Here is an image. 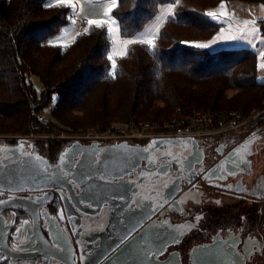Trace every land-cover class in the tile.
<instances>
[{
    "label": "flooded vegetation",
    "instance_id": "obj_1",
    "mask_svg": "<svg viewBox=\"0 0 264 264\" xmlns=\"http://www.w3.org/2000/svg\"><path fill=\"white\" fill-rule=\"evenodd\" d=\"M70 142L45 156L36 139L0 138V264H101L121 248L122 264H158L175 252L177 264H192L201 244L219 264H264V128L255 138L205 143L212 167L184 139L124 142L147 154L132 175L113 179L119 200H92L88 180L110 188L108 176L88 175L100 149L76 141L63 158ZM134 226L133 244H120ZM161 228L170 243L158 251Z\"/></svg>",
    "mask_w": 264,
    "mask_h": 264
},
{
    "label": "trees",
    "instance_id": "obj_2",
    "mask_svg": "<svg viewBox=\"0 0 264 264\" xmlns=\"http://www.w3.org/2000/svg\"><path fill=\"white\" fill-rule=\"evenodd\" d=\"M184 1L203 10L232 1L264 3ZM175 2L115 0L109 16L120 35L129 38L141 33L161 6ZM70 14L68 6L54 0H0V135L104 132L205 111L248 117L264 106L256 52L195 47L192 43L212 38L220 28L197 10L176 3L151 46L130 43L119 57L110 54L105 22L78 31L65 47L49 43L70 23ZM258 27L264 35V19ZM30 75L39 79V92ZM44 109L47 123L32 124L30 112ZM42 141L51 143L47 147L53 154L63 140Z\"/></svg>",
    "mask_w": 264,
    "mask_h": 264
},
{
    "label": "crops",
    "instance_id": "obj_3",
    "mask_svg": "<svg viewBox=\"0 0 264 264\" xmlns=\"http://www.w3.org/2000/svg\"><path fill=\"white\" fill-rule=\"evenodd\" d=\"M54 2L58 3L57 0H54ZM86 3H89L88 8ZM113 4L115 5V0H88L86 2H82L81 0L79 10L76 4L69 7L70 13L76 14L78 19L82 18L87 20L104 21L108 25V30L110 28L115 30L109 31L111 38L110 54L112 57H119L125 54L127 46L130 43L125 44L124 41L137 42L149 40L151 37L154 38L165 19L172 15L174 8L173 5L161 6L158 15L150 21L141 33L129 38H123L120 35L117 23L111 19L109 13L107 14L108 16L105 15L107 9L110 7L112 8ZM99 5H104V8L102 9L103 14L99 13ZM91 6L95 9L89 10ZM169 9L171 11H169ZM204 12L205 16L218 23L220 28L212 38L196 42H198V44H210L214 38H217L222 34L225 37H229V39H217L215 44H210V47L205 49H218L224 47H247L253 49L256 52L257 58V79L259 82L264 83V67H260V65L264 64V57L261 56V53H264V35L260 33L258 27V21L264 19V3L232 1L221 3L214 8H207ZM207 13H213L214 15L209 16ZM221 29H223V33H221ZM59 32L63 35V38L72 40L78 33V28L72 22L61 28ZM259 133L254 134L252 137H244L243 139L255 138ZM233 136L236 137L233 140H236L240 139L242 134H240V132L227 133L226 135L218 136L217 138L215 137L208 141L217 143L219 139H222V141L217 144L228 143L233 141L230 140V137Z\"/></svg>",
    "mask_w": 264,
    "mask_h": 264
},
{
    "label": "built area",
    "instance_id": "obj_4",
    "mask_svg": "<svg viewBox=\"0 0 264 264\" xmlns=\"http://www.w3.org/2000/svg\"><path fill=\"white\" fill-rule=\"evenodd\" d=\"M78 27L81 31L89 27L87 19L78 20ZM83 29V30H82ZM263 110H258L256 114L245 117L241 113L228 114L227 112L216 113L211 111L199 112L188 118H175L165 123L166 130H156L161 128L150 122H144L139 127L128 129L107 130L99 132L96 130L88 131L82 135H48V134H29L11 136L15 139H54V138H72L69 141H85V142H129L132 140L147 141L153 138H194L200 141H208L215 138L214 135L227 133L238 130L242 137L251 134H257L262 129V121H258ZM32 124H46L48 118L35 110L30 112Z\"/></svg>",
    "mask_w": 264,
    "mask_h": 264
},
{
    "label": "water",
    "instance_id": "obj_5",
    "mask_svg": "<svg viewBox=\"0 0 264 264\" xmlns=\"http://www.w3.org/2000/svg\"><path fill=\"white\" fill-rule=\"evenodd\" d=\"M160 140H165V139H156L153 140L152 142H156V141L160 142ZM187 141L188 144L186 149L198 150L200 154L207 159V161L202 165L204 167H212L211 165L216 159L215 156L212 155L211 152L212 147L207 146L205 144L206 142L200 140L189 139ZM78 145L79 144L76 141L68 143L67 146L64 147V149L61 151V153L64 152L63 158H66L68 154H73L75 152L74 148ZM96 149H100L99 156L96 160L88 162V170L92 171L91 173H88V175L95 176V179H97L100 176H108L109 183L106 185L110 186V188L109 189L103 188L99 185H95L94 183H91L88 180L89 193L93 195L92 200H119L121 197L119 193L120 184L114 182L113 179H123L125 177L132 175L138 169V167L142 165V163H140V160H142V158L147 154L146 152L143 151L145 147L136 149L138 151H130L127 149V144H125L124 142L111 144L107 146H105V143L92 142L89 146V150L94 151ZM86 151H88V148ZM191 159L193 160L194 158L191 157ZM47 162L49 163L48 166L50 168H53L55 166L54 162L50 161L48 158H47ZM126 169H128V171H125ZM3 178H4L3 176H0V179ZM35 190L40 191L38 189ZM35 190H31V191L35 192ZM124 199L127 200L128 198H124ZM4 207L5 206L1 208ZM159 210L160 208L158 207L156 212H158ZM153 236L156 240V246L158 248L163 249L166 245L170 243L165 241L167 234L165 233L164 229H162V231H156L155 233H153ZM133 238L134 237H131L126 243L133 244L132 243ZM110 251L111 250H108V252L106 251V254L99 260V261H103L101 264H122L124 259L122 257V253L126 252V249L121 248L119 251H116L108 258L107 256ZM191 254H192L191 255L192 264H219V262L215 258L211 257L212 251L206 250V247L203 244L195 246L192 249ZM173 255L176 262L178 260L177 259L178 254L175 252L173 253ZM169 260L170 258L158 264H168Z\"/></svg>",
    "mask_w": 264,
    "mask_h": 264
},
{
    "label": "rangeland",
    "instance_id": "obj_6",
    "mask_svg": "<svg viewBox=\"0 0 264 264\" xmlns=\"http://www.w3.org/2000/svg\"><path fill=\"white\" fill-rule=\"evenodd\" d=\"M86 1H88V0H82V2H86ZM173 1H176L175 3H168L167 5H173V6H175V4L176 3H178V2H180V3H182L185 7H187V8H189V9H192V10H197L198 12H201L203 15H205L204 13V11L207 9H198V8H196V7H194V6H192V5H190L188 2H186V1H184V0H173ZM58 4H61V3H58ZM74 4H76L77 5V7H78V10H79V8H80V5H81V0H70V3H65V5L66 6H68V7H72ZM86 5H87V8H88V5H89V3H86ZM104 8V5H99L98 6V9H99V13H102L103 14V12H102V9ZM95 8L94 7H90L89 8V10H94ZM108 16V15H107ZM82 19V18H81ZM81 19H78L77 18V15L76 14H70V23H74V25L78 28V31H81L80 29H79V27H78V25H79V23H78V20H81ZM73 20V21H72ZM89 21V20H88ZM64 27V26H63ZM62 27V28H63ZM90 27V26H89ZM86 29H88V27L87 28H85V30ZM83 30V29H82ZM84 31V30H83ZM152 41H153V38L151 37L150 38ZM73 40V39H72ZM72 40H67L66 38H63V35H61V33L59 32L57 35L55 34V35H53V36H51L49 39H48V42L49 43H51V44H58V45H61L62 47H65L66 45H68ZM192 44H194V45H197L198 44V42H194V43H192ZM29 79L32 81V83H33V85H34V87L36 88V90L39 92L40 91V88H41V83H40V81H39V79L35 76V75H30L29 76ZM264 109V106L261 108V110H263ZM43 112H40V114H42V115H44L46 118H48V113H47V111L44 109V110H42ZM257 112V111H256ZM256 112H254L253 114H251V115H248V117L249 116H252V115H254V114H256ZM240 113V112H239ZM229 114V113H228ZM234 114V113H233ZM194 115V114H193ZM179 117V115H174V116H172V117H170V118H168V119H166V120H164L163 122H161V123H159V122H150V123H152V124H154L155 126H158L159 125V127H161L162 126V129L161 128H157L156 130H166V128H164V124L165 123H167V122H169V121H171V120H173V119H175V118H178ZM258 121H263L264 122V111L261 113V116L258 118ZM264 124L262 123V126H263ZM128 129V128H130L129 126H124V127H118V128H111V129H109V130H117V129ZM263 128H264V126H263ZM88 131H92V129L91 130H87L86 132H88ZM85 132V133H86ZM261 132V131H260ZM227 133H238V130H234V131H230V132H227ZM227 133H222V134H218V135H214L216 138L218 137V136H222V135H226ZM78 135H82V134H84V131H82V132H79V133H77ZM60 135V134H59ZM64 136H72V135H67L66 133H64L63 134ZM84 135H86V134H84ZM234 135H237V134H234ZM0 138H11V136H8V135H0ZM234 138H236V137H230V140H233ZM12 139V138H11ZM54 139H60V140H64V142H70L69 140H71L72 138H64V139H61V138H54ZM67 139H69V140H67ZM37 140V144L39 143V145H41V147L39 146V148H41L42 150H40L41 152H42V154L43 155H45L46 153L50 156V154L48 153L49 152V147H47L49 144H51V143H49V144H47L46 146H45V144H44V141H41V140H53V139H45V138H42V139H39V138H37L36 139ZM222 141V139H219V141L217 142V143H219V142H221ZM204 142H210V141H204ZM33 143V142H32ZM71 143V142H70ZM107 143V142H106ZM211 143H214V144H217V143H215V142H211ZM52 146V145H51ZM46 156V155H45Z\"/></svg>",
    "mask_w": 264,
    "mask_h": 264
},
{
    "label": "snow or ice",
    "instance_id": "obj_7",
    "mask_svg": "<svg viewBox=\"0 0 264 264\" xmlns=\"http://www.w3.org/2000/svg\"><path fill=\"white\" fill-rule=\"evenodd\" d=\"M57 2H58V3H62V4H64V3H70V0H57ZM114 6H115V5L113 4V7H114ZM111 11H112V8H111V7L108 8V9H107V12L105 13V15H107V14L110 13ZM169 11H171V10L169 9ZM207 15L212 16V15H214V14H213V13H207ZM103 23H104V21H97V20H89V21H88V24H89V25H93V24L100 25V24H103ZM86 31H87V29H86ZM109 31H115V30L110 28ZM221 33H223V29H221ZM217 39L224 40V39H229V37H225L224 35L221 34L219 37L214 38V39L210 42V44H215ZM124 43H125V44H129V43H133V41H124ZM141 43H146V44H148L149 46H151V45H152V40H151V39H149V40H144V41H141ZM210 44H197V45H194V46H195V47H199V48H209V47H210ZM261 56L264 57V53H261ZM109 59L111 60V57H109ZM260 67H264V64L260 65ZM113 68H115V64H113ZM157 143H159V142H157ZM213 175H215V173H213ZM135 228H136V226H134V227L132 228L131 232H130L128 235H125V236L123 237V239L120 241V244H123L125 241L128 240V238L131 236L132 232L135 231ZM177 240H178V238H177ZM120 244L117 245V248L120 247ZM162 250H163V249H160V250H158V251H162ZM168 264H176L175 259H174V258L170 259V260L168 261Z\"/></svg>",
    "mask_w": 264,
    "mask_h": 264
},
{
    "label": "bare ground",
    "instance_id": "obj_8",
    "mask_svg": "<svg viewBox=\"0 0 264 264\" xmlns=\"http://www.w3.org/2000/svg\"><path fill=\"white\" fill-rule=\"evenodd\" d=\"M250 137L254 136L253 134L249 135ZM245 137H248V136H245ZM156 139H167V138H153V139H150V140H147V141H153V140H156ZM174 139H184V140H198V139H194V138H174ZM120 143H123L121 141H118ZM146 142V141H145ZM100 143H105V142H100Z\"/></svg>",
    "mask_w": 264,
    "mask_h": 264
}]
</instances>
